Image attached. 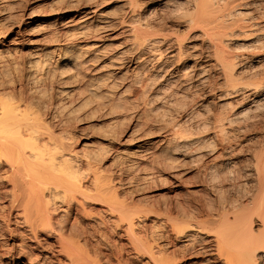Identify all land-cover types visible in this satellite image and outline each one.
I'll list each match as a JSON object with an SVG mask.
<instances>
[{"label": "bare ground", "instance_id": "obj_1", "mask_svg": "<svg viewBox=\"0 0 264 264\" xmlns=\"http://www.w3.org/2000/svg\"><path fill=\"white\" fill-rule=\"evenodd\" d=\"M117 2L123 10L119 18L101 9L97 0H87L80 7L83 11L75 23L74 37L36 50L27 61V83L32 87L20 100L8 102L14 90L0 82V165L4 173L0 184L8 182L11 187L8 193L0 188V197H7L10 206L9 210H0V221L9 218L14 209L18 221L36 238L39 229L53 224L55 199L66 202L68 209L74 202L76 210L81 208L85 214L90 211L84 202L95 200L105 203L118 221H125L126 233L135 235L133 218L100 171L97 155L79 154L69 141L65 120L87 104L84 91L90 96H106L110 103L119 100L120 94L111 89L117 80L127 77L123 65L130 63L133 72L128 75L129 86L137 89L144 104L167 129L161 153L171 156L193 152L200 162L213 154L216 145L221 147L213 157L218 161L203 168L210 188L220 194V201L206 220L208 225H217L215 235L199 242L202 247L198 254L222 264H264V147L251 154V168L244 173L250 178V189L241 194L242 199L231 200L225 195L234 189V184L223 189L235 164L232 156L239 151L233 143V133H241L264 118V22L253 14L255 8L247 9L253 2ZM116 27L121 31L113 35L111 31ZM88 34L95 38L90 45L75 43ZM56 49L62 51L55 54ZM94 64H98L96 68L87 71ZM87 72L88 77L83 75ZM211 72L220 84L219 109L199 117L189 93L209 84ZM40 79L49 85L58 84L59 97L54 102H43L44 111L31 110L39 95ZM67 97L69 102L64 101ZM111 123H116L115 117ZM210 130L212 136L208 137L205 133ZM107 137L115 140L118 134ZM135 148L132 164L149 153L142 144ZM84 170L91 172L86 180ZM253 216L259 219L258 232L252 228ZM203 230L186 225L178 236L191 246L196 239L190 232L203 234ZM223 233L233 239V253L224 254L218 249ZM144 247L149 263L177 264L164 248L154 250L150 241Z\"/></svg>", "mask_w": 264, "mask_h": 264}, {"label": "rangeland", "instance_id": "obj_2", "mask_svg": "<svg viewBox=\"0 0 264 264\" xmlns=\"http://www.w3.org/2000/svg\"><path fill=\"white\" fill-rule=\"evenodd\" d=\"M86 1L0 0V32L5 34L0 35V82L14 90L8 95V102H17L31 89V84L27 83L30 74L27 61L34 57L37 49L74 37L75 23L83 11L80 7ZM250 1L253 5L247 9L255 8L253 14L264 22V0ZM97 3L111 15L123 16L117 0H97ZM120 31L121 28L116 27L111 32L115 35ZM118 36L122 38V35ZM93 39L88 34L77 38L75 43L90 45L95 41ZM60 51L56 49L55 54ZM97 65L90 66L87 71L91 72ZM123 69L127 77L117 80L111 89V92L120 94L119 100L110 103L106 96H90L84 91L87 104L65 120L69 141L79 154L97 155L100 171L108 177L117 190V200L125 205L133 218L135 235L125 232V221H118L116 214L109 213L103 202H84L86 210L90 211L85 214L80 207L76 210L74 202L68 209L66 202L55 199L53 224L47 229H39L36 238L26 225L18 221L16 210L11 211L9 218L1 219L0 264H151L144 247L147 241L153 243L154 250L164 248L177 264H222L198 254L202 247L199 242L211 240L217 227L206 224V220L219 205L220 194L210 188L203 168L218 161L213 157L221 151L220 145H216L213 154H207L200 162L194 158L193 152L171 156L161 153V141L167 129L154 111L144 104L137 89L129 86L128 75L133 72L130 63H124ZM83 75L88 77V72ZM209 76V84L191 89L189 93V98L196 102L199 117L219 109V80L213 72ZM42 79L37 83L40 91L31 110L42 109L43 102H54L59 97V85H49ZM69 100L68 97L64 99L65 102ZM114 117L116 123L113 124L111 119ZM115 133L117 139L107 137ZM211 133L210 130L205 135L211 137ZM232 136L239 151L232 156L235 164L231 166L230 179L223 189L234 184V189L225 195L231 200H239L241 194L250 189V178L244 173L251 168V154L264 147V118ZM139 144L149 148V153L143 160L132 164V152ZM3 174L0 165V180ZM83 174L86 180L91 172L84 170ZM1 187L6 193L11 190L8 182L0 184ZM8 203L7 197H0V210H9ZM252 221V228L256 232L261 230L259 219L253 216ZM186 225L204 228L205 232H190L196 239L191 246L185 245L184 238L178 236V231ZM218 247L224 254L233 253V239L223 233ZM29 259H33L32 263Z\"/></svg>", "mask_w": 264, "mask_h": 264}]
</instances>
